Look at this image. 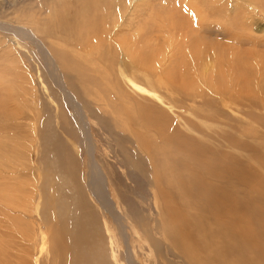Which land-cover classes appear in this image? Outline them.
<instances>
[{"label": "rangeland", "instance_id": "rangeland-1", "mask_svg": "<svg viewBox=\"0 0 264 264\" xmlns=\"http://www.w3.org/2000/svg\"><path fill=\"white\" fill-rule=\"evenodd\" d=\"M137 102L171 120L172 184L214 160L238 177L208 181L264 206V0H0V264H189L156 232Z\"/></svg>", "mask_w": 264, "mask_h": 264}, {"label": "bare ground", "instance_id": "bare-ground-1", "mask_svg": "<svg viewBox=\"0 0 264 264\" xmlns=\"http://www.w3.org/2000/svg\"><path fill=\"white\" fill-rule=\"evenodd\" d=\"M88 3L92 5L91 1H85L82 6L87 7ZM99 7V5L94 4V8ZM69 27L74 26L69 25ZM81 28L87 32L89 29L92 31L94 22L89 19L84 27L82 26ZM70 37L75 36L70 35ZM59 56L63 59L62 54ZM216 63L220 64L219 61ZM70 64H63V67L73 68L76 65L74 62H72L74 66ZM78 71L81 74L83 72L87 73L86 69L82 70V68L78 69ZM213 88L220 95L226 94L220 90V88L226 89L222 83L215 84ZM140 90L148 93L145 89ZM133 108L128 110L126 107L123 110L120 109V113L125 117L122 125L126 130L129 125H136L137 128L134 130L133 135L138 144L137 146L146 154L147 159L151 161L150 163L154 165L153 181L156 187L154 199L161 205L162 214L156 232L162 235L161 238L168 243V248L176 251V255L189 264H264V222L255 223L246 218L240 220L236 217L237 214L243 213L251 206H257L256 208L264 212V206L254 203L248 197L240 198L235 186H224L221 184L222 182L214 184L207 180L208 176L219 181L221 175L237 178V170L232 167L221 168L216 161L208 160L207 158H205V160H208L207 162L195 161L194 166H192L188 163V160H184V156H180L183 158L182 161H184L181 165V171L183 172H177L176 181L172 184L171 182L174 180H170V177H166L164 174L166 172V164L167 166H174L176 156L174 158L173 155L178 151V149L177 151L175 150L176 144L172 143L176 137L174 132L170 131L171 120H168V118L160 120L159 115L158 117L152 116L146 109L147 107L145 108L138 102L135 109ZM72 113L76 123L79 124L77 130L80 128L82 132V142L87 147V138L85 137L82 121L76 111L72 110ZM161 114H163L162 117L165 116L162 111ZM182 143H185V141H182ZM181 147L179 146V148ZM182 148L180 150L181 154L184 152V150L182 152ZM160 156L163 157L166 164L160 162V160L155 161ZM222 165L224 166V164ZM90 170L92 172V168ZM166 174H169L168 169ZM221 179L223 180L224 178L221 177ZM92 189L91 194L100 201L99 191ZM176 196L186 199V202L191 197L194 201V210L193 208H187L186 205H182L181 212L176 209V199L174 200ZM191 204L193 205V203ZM225 215L230 217L229 221H226ZM220 216L221 219H219ZM262 218H264V215H262ZM203 241L205 245L201 246Z\"/></svg>", "mask_w": 264, "mask_h": 264}]
</instances>
